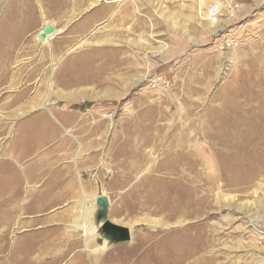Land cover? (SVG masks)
Listing matches in <instances>:
<instances>
[{"label":"rangeland","instance_id":"374dc122","mask_svg":"<svg viewBox=\"0 0 264 264\" xmlns=\"http://www.w3.org/2000/svg\"><path fill=\"white\" fill-rule=\"evenodd\" d=\"M46 24L59 30L49 43L37 39ZM231 90L248 91L264 117V0H0V264H264V169L231 168L230 141L208 155L201 139L186 168L165 166L166 150L194 141L202 112ZM39 116L58 135L16 157L28 148L17 127ZM44 156L38 186L55 170L84 174L128 238L93 252L105 239L97 215L87 247L79 229L59 251L29 250L44 213L23 210L15 188L29 181L11 170Z\"/></svg>","mask_w":264,"mask_h":264},{"label":"crops","instance_id":"0c3cea01","mask_svg":"<svg viewBox=\"0 0 264 264\" xmlns=\"http://www.w3.org/2000/svg\"><path fill=\"white\" fill-rule=\"evenodd\" d=\"M48 133H51L55 137L58 135V130L52 126L51 122H47L45 119L43 120L40 116L33 117V119H28L26 122L23 121L20 123L19 127L16 129V136L17 139H19L16 142L19 141V143L21 142L23 144V141H26L28 148L25 150V153L20 150L15 156L18 157L27 152L31 153L40 150L46 145ZM28 138L34 139H30L28 142ZM11 145L14 150L15 143ZM8 156H10V154H8ZM46 165L47 158L44 156L39 157L37 161L31 164L28 163V165L23 168L18 167L11 170V172L16 175L21 174V179H24L25 182L29 181L25 183L28 184V186L25 185L21 191L15 188L16 198L18 194L22 192L23 201L21 204L23 205V210L29 214L44 213L42 215L40 214L38 217H33V222H38V224L31 226L33 229L29 230L30 235L24 240L25 243H27V241L29 242L27 243V247L32 252H41L45 249L59 251L60 245H67V242L61 241V239L63 237H69L72 234V230L80 232L79 229L75 230V225L81 224L85 217H87L89 222L97 225V228L99 225L96 222V217L98 215L96 198L103 193H98L97 187L91 181L87 180L83 176L84 174H82V177L78 175L75 178L72 177L71 174V176L68 177L69 179H63L61 177L63 172L59 170H55L52 173L51 179H53V181H44L43 184L38 186L40 183L39 181L43 179L42 176L46 179ZM57 174H60L61 178L58 177ZM16 179L18 180V177H16ZM19 184L20 182L17 186ZM58 204H66V208L61 211L57 210V208H53ZM47 209H49L48 213ZM85 210L88 214L84 215ZM66 219L72 221L70 224H72L73 228L70 229L67 225L63 227ZM52 222H55V224ZM49 224L54 225L50 226ZM100 224H102V222H100ZM37 233H39L41 237L39 236L40 239L38 242L33 243L31 236L34 237L35 235L33 234ZM81 242L82 246H84L82 238ZM74 243L77 244L78 241L75 240L73 241V244ZM90 244H93V240L89 242V245ZM24 246L26 245L24 244Z\"/></svg>","mask_w":264,"mask_h":264},{"label":"bare ground","instance_id":"6f19581e","mask_svg":"<svg viewBox=\"0 0 264 264\" xmlns=\"http://www.w3.org/2000/svg\"><path fill=\"white\" fill-rule=\"evenodd\" d=\"M210 6H212V5H210ZM106 7H108V6H106ZM209 7H208L209 13L211 15L216 14V11L218 8L217 5L213 4L212 9ZM124 17H125V15L119 16V24L121 22L124 23V21H125ZM210 18H211V16H210ZM58 32H59V30L56 27H54V30L52 31V33L46 35V38L43 40V42L49 43V40L51 38H53ZM112 38H109V39L113 40ZM109 39L108 38L107 39H100L99 38L98 40H96V42L102 43L105 41H109ZM102 48L103 47H101V49ZM97 50H99V48ZM115 50H117V51H115ZM115 50L114 51H110V50L107 51L110 54H109V56H106L105 59L102 61V66L104 69H106L107 61L114 60L116 58L115 55L122 52L119 49H115ZM105 52L106 51L101 50V51H98V54L99 53H105ZM53 66H55V63H53ZM50 86H51V82L49 83V87ZM231 91H233V92H231V94L226 95V96H224V98H222V102L220 104H216V105L209 104V106L206 107V109L202 112L201 118L202 117H204V118H202L200 129L197 130L198 135L196 134L193 136L194 141H187L186 139H184L181 143L178 144V147H174L172 150L171 149L166 150L167 157L165 160L166 161L165 166H167L168 170H170L172 168L173 170L177 169L180 172L183 168H186V155H189V154L191 155L193 152L199 151L198 149L200 147H198L196 145V142L198 139H201L202 141L208 142L207 145L206 144L204 145V146H207V148L204 149V146H202L204 152L208 155H213L212 153L215 154L214 148L217 145L216 144L217 141H220V142L225 141V140L230 141L231 145H229V146L231 149H233V151H232L233 156H234V158H236V159L233 158L234 162H232V163L230 162L231 168H237L238 170H240V169L250 170V171L251 170L253 171L255 169H257V170H263L264 169V117H260L261 115H258L259 112H262L261 108L257 111V113H253L254 108L252 107L251 97H249V95L247 94L248 91L239 90L241 92L243 91V93H242L243 95L239 91H235V90H231ZM245 94H247V95H245ZM241 97H242V100H240ZM218 98H220V97H218ZM47 104L48 103L46 101L44 103V106L47 107L48 106ZM223 110L226 112V114H228V117H223L224 115L222 116ZM263 111H264V109H263ZM226 114H225V116H226ZM186 142H187V144H186ZM186 145H187V147L188 146L190 147V149L188 148L187 151H186ZM224 145H225V143H224ZM202 148L200 149L201 151H202ZM218 154H219V152H218ZM221 160L223 161V159H221ZM170 173H171V171H170ZM175 180H177V179H175ZM178 185L179 184H177V186ZM185 193H186V191H185ZM108 204H109V201H108ZM184 205H186V204H184ZM177 207H176V209H177ZM184 208H186V207H184ZM179 209H180V207H179ZM85 214H88V212L86 210L84 211V215ZM104 220H105L104 217H102L101 222H103ZM75 229H80L82 231V236L84 237V243H85L84 245H85V247H87L89 238H91L95 235L96 226H94V224H92V222H89L87 217H85L84 221L81 224L75 225ZM104 238L105 239L103 240V244L99 245V247L92 249L93 252L103 250L104 247L107 245V242H110V240L107 237H104ZM25 259H26V257L24 258V260ZM48 262H50V261H48ZM72 264H74V263H72ZM126 264H127V262H126Z\"/></svg>","mask_w":264,"mask_h":264},{"label":"water","instance_id":"95a60500","mask_svg":"<svg viewBox=\"0 0 264 264\" xmlns=\"http://www.w3.org/2000/svg\"><path fill=\"white\" fill-rule=\"evenodd\" d=\"M54 30V26L52 24H46L42 27V29L37 33V39L40 41H43L46 38V35L52 33ZM108 197L106 195H99L96 198V204L98 206V217L102 220V217H104V221L102 222V225L104 224L105 228L103 230L104 237H107L111 241H118V240H125L128 238V229L125 227H122L120 225H114L111 222H109L106 219V211L108 206ZM114 229V231H113ZM120 234V238H114L116 237V233Z\"/></svg>","mask_w":264,"mask_h":264},{"label":"built area","instance_id":"2783aa9c","mask_svg":"<svg viewBox=\"0 0 264 264\" xmlns=\"http://www.w3.org/2000/svg\"><path fill=\"white\" fill-rule=\"evenodd\" d=\"M212 9V8H211Z\"/></svg>","mask_w":264,"mask_h":264}]
</instances>
